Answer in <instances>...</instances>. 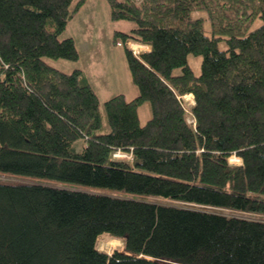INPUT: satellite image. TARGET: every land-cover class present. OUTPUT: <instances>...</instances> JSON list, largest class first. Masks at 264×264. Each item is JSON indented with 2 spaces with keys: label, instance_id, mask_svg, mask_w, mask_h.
I'll use <instances>...</instances> for the list:
<instances>
[{
  "label": "trees",
  "instance_id": "1",
  "mask_svg": "<svg viewBox=\"0 0 264 264\" xmlns=\"http://www.w3.org/2000/svg\"><path fill=\"white\" fill-rule=\"evenodd\" d=\"M83 2L0 0V264H264V0H107L138 92L102 105L45 61Z\"/></svg>",
  "mask_w": 264,
  "mask_h": 264
},
{
  "label": "rangeland",
  "instance_id": "2",
  "mask_svg": "<svg viewBox=\"0 0 264 264\" xmlns=\"http://www.w3.org/2000/svg\"><path fill=\"white\" fill-rule=\"evenodd\" d=\"M77 0H73V3ZM193 15H204L203 11L195 10ZM135 23L128 19H113L110 14V7L107 0H84L74 15L69 18L66 27L59 34V37L70 36L73 38L78 52V59L71 60L63 57H45V61L64 72H70L74 68H80L86 72L90 83L102 105L103 100L116 94L123 93L126 98L134 97L137 94V87L131 79L128 63L120 38L115 37V31H129ZM208 27V21L205 22ZM128 47L135 54L149 46L138 41L128 40ZM201 57L195 54L188 55V63L195 74L200 71ZM176 73L179 68L174 70ZM185 99H193L192 94H185ZM188 96V97H187ZM192 101V100H191ZM184 103H186L184 101ZM185 108L189 109L187 104ZM103 110V109H102ZM103 112V111H102ZM138 114L141 123H144L151 116V107L148 101H143L138 106ZM190 119H188L189 122ZM123 153V152H122ZM121 153V154H122ZM130 158L129 153H126ZM230 162L238 163L236 155L228 156ZM0 179H21L10 174L0 173ZM21 180H24L22 178ZM157 202H171L169 199L159 197L151 198ZM100 250L111 253L114 249H123V240L118 237L108 236L103 233L96 242Z\"/></svg>",
  "mask_w": 264,
  "mask_h": 264
},
{
  "label": "built area",
  "instance_id": "3",
  "mask_svg": "<svg viewBox=\"0 0 264 264\" xmlns=\"http://www.w3.org/2000/svg\"><path fill=\"white\" fill-rule=\"evenodd\" d=\"M123 151H121V150H117V151H115L114 153H113V155L114 156H116V157H127L126 156V152H123ZM122 153V154H121ZM129 157H130V154H129Z\"/></svg>",
  "mask_w": 264,
  "mask_h": 264
},
{
  "label": "crops",
  "instance_id": "4",
  "mask_svg": "<svg viewBox=\"0 0 264 264\" xmlns=\"http://www.w3.org/2000/svg\"><path fill=\"white\" fill-rule=\"evenodd\" d=\"M145 49H149V46L145 47ZM86 73V72H85ZM88 76V75H87ZM125 95V94H124ZM136 95V94H135ZM132 98V97H131Z\"/></svg>",
  "mask_w": 264,
  "mask_h": 264
}]
</instances>
